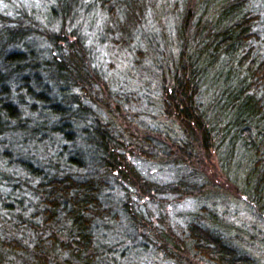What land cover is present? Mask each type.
<instances>
[{"label":"trees","instance_id":"16d2710c","mask_svg":"<svg viewBox=\"0 0 264 264\" xmlns=\"http://www.w3.org/2000/svg\"><path fill=\"white\" fill-rule=\"evenodd\" d=\"M169 3L57 0L43 23L0 16V264H118L119 240L164 264H258L215 229V207L233 193L264 225V0H176L175 30L152 38L148 14L160 23ZM86 21L102 22L92 39ZM108 41L150 51L160 119L96 65ZM183 200L200 206L185 225L170 214Z\"/></svg>","mask_w":264,"mask_h":264},{"label":"rangeland","instance_id":"374dc122","mask_svg":"<svg viewBox=\"0 0 264 264\" xmlns=\"http://www.w3.org/2000/svg\"><path fill=\"white\" fill-rule=\"evenodd\" d=\"M182 1V0H181ZM194 2V0H190ZM57 2V0H0V16H5L6 21L10 24H14V12L16 10L15 7H26L27 9L37 10V20L42 23L45 21V18L49 17V10L52 9V6ZM176 0H170L169 5L161 8V10L157 9L156 12L162 21L156 23L157 20L154 19V16H150L148 14L149 20V28L147 27V34H149L152 38H156L157 40H165V37L162 39V34L160 32L161 27H163L162 32L168 28L169 31L173 32L175 30V25L177 26L176 21H180L179 17L181 14L182 7L176 8ZM217 6V5H216ZM213 11H217L215 7L211 8ZM176 11V12H175ZM39 13H42L38 15ZM12 15V17H10ZM162 15H167L164 19ZM159 17L157 19L159 20ZM36 18V17H35ZM36 21V20H35ZM96 23L97 27L94 26L92 29L89 21L85 22V25L88 30L91 32L88 33L89 38L92 39L96 37L100 33L101 24ZM95 28V29H94ZM93 30V31H92ZM149 37V36H148ZM35 42H37L35 40ZM34 43V40L31 41ZM40 46H44L45 44L42 41H39ZM146 44L145 40L143 42ZM91 46V42L88 43ZM160 44V43H159ZM97 66H99L108 76H113L114 82L116 85V89H119L122 85L126 86L130 90H134L136 93V98H141V101L145 96L149 97V99L156 106L149 107V103L147 104L148 110L145 107L137 106L139 112H143L140 110H144L145 113H149L150 116H153L156 119L161 118V113L159 110V101L158 97V85L157 80L155 79L154 74L157 73V67L155 66V70L151 69L153 60L151 61V66L149 64V52L146 53L145 46L135 47L130 53L127 50H121L119 47H115L112 43H105L103 45H98L97 47ZM138 59H142V62H139ZM148 60V62H144ZM143 64V66H141ZM133 65V67H132ZM148 75L146 74L145 68H149ZM159 66V63H158ZM154 67V66H153ZM146 74V75H145ZM116 76V77H115ZM109 84V82H108ZM144 96V97H143ZM140 101V102H141ZM142 108V109H140ZM147 118V117H146ZM147 165V164H146ZM150 166V168H149ZM147 169L149 172L154 175V178L159 179L161 181H167L169 175L162 171L163 167L147 165ZM237 169V167H236ZM5 192L9 193L10 189H4ZM230 191V190H228ZM221 197L225 196L224 193L220 192ZM230 200L226 203H218L216 205L217 215L219 217V222L221 226L215 225V229L217 231H221L224 235H226L229 239H236L234 244L240 247L241 249L247 250L253 257L258 261V264H264V249H262L261 245H263V241L261 240L262 232L264 233V225L256 219L251 208L246 205V200L244 198L239 197L236 200V197L233 193L228 195ZM151 207L152 210L158 215V210L154 205ZM200 209V206L197 205L195 201L186 200L181 201L180 203H173V206H170V214L171 217L175 216L179 219L175 218V221H178L181 224H187L190 221L196 219V213ZM203 214V213H202ZM181 216V217H180ZM174 218V217H173ZM119 228L123 231L127 230L129 227L126 224H121ZM121 239V238H120ZM138 243V242H137ZM135 243V246H137ZM118 245L116 249L115 257L118 259V264H164L161 258L153 252V249L150 248V251L146 253V256H141L142 247H138L133 249L132 244L128 242H124L123 240H119L114 243ZM259 245V246H258Z\"/></svg>","mask_w":264,"mask_h":264},{"label":"bare ground","instance_id":"6f19581e","mask_svg":"<svg viewBox=\"0 0 264 264\" xmlns=\"http://www.w3.org/2000/svg\"><path fill=\"white\" fill-rule=\"evenodd\" d=\"M15 10L17 12H14L15 14H14V17L12 18L14 21L19 19V20H23V21L28 23L30 21V19H33V17L37 18V15H36L37 10L27 9L24 6H22L21 9H20V7H17ZM19 10H21V11H19ZM50 10H49V12H50ZM32 14H34V15H32ZM40 14H42V13H39L38 15H40ZM10 17H12V15H10Z\"/></svg>","mask_w":264,"mask_h":264}]
</instances>
